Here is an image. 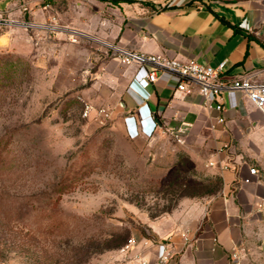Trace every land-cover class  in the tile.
I'll return each mask as SVG.
<instances>
[{"label":"rangeland","instance_id":"1","mask_svg":"<svg viewBox=\"0 0 264 264\" xmlns=\"http://www.w3.org/2000/svg\"><path fill=\"white\" fill-rule=\"evenodd\" d=\"M46 2L39 24L29 7L19 21L0 17V34L9 32L0 42V264H138L122 247L98 252L104 236L152 238L149 225L189 208L181 194L208 197L216 174L202 144L162 131L131 139L108 107L107 119L82 115L97 50L82 23L117 16L90 0L34 7ZM63 179L56 217L46 216ZM55 220L63 223L51 232Z\"/></svg>","mask_w":264,"mask_h":264},{"label":"crops","instance_id":"2","mask_svg":"<svg viewBox=\"0 0 264 264\" xmlns=\"http://www.w3.org/2000/svg\"><path fill=\"white\" fill-rule=\"evenodd\" d=\"M37 1L0 0V17L19 21L21 7H29L32 23L39 24L49 4L36 9ZM90 1L107 6L117 19L82 23L97 38L96 68L84 93L94 106L122 114L124 129L144 103L129 89L130 82L147 69L122 64L105 42L181 61L198 59L213 66L225 61L227 77L264 82V0H183L175 7L169 6L172 0ZM8 33L0 34V42ZM176 82L170 74L160 76L146 100L150 113L159 128H187L185 141L204 146L207 165L222 178V187L203 200L188 198L189 208L152 222V238H136L129 257L155 264L166 249L176 255L165 264H233L231 255L238 251L239 264H264V214L257 207L264 202V108L244 92L227 89L220 112L206 106L197 92H175Z\"/></svg>","mask_w":264,"mask_h":264},{"label":"built area","instance_id":"3","mask_svg":"<svg viewBox=\"0 0 264 264\" xmlns=\"http://www.w3.org/2000/svg\"><path fill=\"white\" fill-rule=\"evenodd\" d=\"M183 0H172L169 6L175 7L181 4ZM202 6V5H201ZM107 51L110 52L124 65H137L146 68L144 76L134 77L130 82L129 89L137 94L143 104L139 107L138 118L133 117L125 121V130L131 139L139 137H152L157 131L170 134L177 142L184 143L187 128L184 126L159 128L150 113L146 100L150 96V88L159 81L162 74H170L176 78L175 92L192 94L197 92L203 99V102L209 108H214L220 112L223 111L221 96L227 89L242 91L257 107L264 108V82H259L251 76L239 78H229L225 75L226 62H220L217 66L210 65L198 59H189L181 61L176 58H170L163 54H148L140 51L121 47L117 44H104ZM82 102V115L89 117L93 112L102 119L111 117L110 111L105 107H95L89 101L80 98ZM219 123L224 122V117L218 118ZM225 144L223 148H228ZM209 162V165H213ZM229 166L225 164L224 169ZM251 174H257L255 168L250 169ZM248 181V180H247ZM258 210L264 214V202L258 204ZM136 238H129L122 247V252L129 256L132 249L137 245ZM148 244V241H144ZM176 254L164 249L160 260L155 264H165ZM239 252L234 251L231 255L233 264H239ZM142 264H146L145 262Z\"/></svg>","mask_w":264,"mask_h":264},{"label":"trees","instance_id":"4","mask_svg":"<svg viewBox=\"0 0 264 264\" xmlns=\"http://www.w3.org/2000/svg\"><path fill=\"white\" fill-rule=\"evenodd\" d=\"M101 1H111L113 3H118L119 0H101ZM194 2V0H190L189 4H192ZM210 182L213 184V186L211 188H209L206 192V194L208 195V197L216 195L222 187V178L219 175H214L210 178ZM66 190V184H64V179L61 180L60 182H58L56 184V186H54L52 188V193L51 195H58L55 198H52V201L50 203L49 209H43L42 211L44 212V214H46V216L49 217H56L57 214V209H58V201L61 199V194L64 193V191ZM181 197H196L195 195H190V194H181ZM166 212H169L170 210H165ZM63 222L60 221H56L53 223H49L47 228L49 231H53L56 228H58L59 226H62ZM146 236V235H145ZM147 237V236H146ZM128 237L127 234H122L120 231H112L109 232L106 236H104V238L102 239V242L99 246L98 252H102L104 250H108V249H117V248H121L126 244Z\"/></svg>","mask_w":264,"mask_h":264}]
</instances>
